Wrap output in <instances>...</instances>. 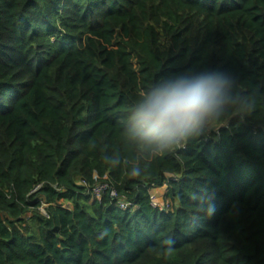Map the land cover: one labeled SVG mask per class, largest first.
<instances>
[{
  "label": "trees",
  "instance_id": "16d2710c",
  "mask_svg": "<svg viewBox=\"0 0 264 264\" xmlns=\"http://www.w3.org/2000/svg\"><path fill=\"white\" fill-rule=\"evenodd\" d=\"M204 71L244 114L151 156L140 106ZM0 264H264V0H0Z\"/></svg>",
  "mask_w": 264,
  "mask_h": 264
},
{
  "label": "clouds",
  "instance_id": "9594fccd",
  "mask_svg": "<svg viewBox=\"0 0 264 264\" xmlns=\"http://www.w3.org/2000/svg\"><path fill=\"white\" fill-rule=\"evenodd\" d=\"M234 82L225 73L204 71L178 77L154 90L136 113L135 127L156 146L151 156L185 144L194 134L214 126L229 111H238L243 96L233 92ZM140 174L134 166L131 175ZM169 245L174 240L167 241Z\"/></svg>",
  "mask_w": 264,
  "mask_h": 264
},
{
  "label": "built area",
  "instance_id": "2783aa9c",
  "mask_svg": "<svg viewBox=\"0 0 264 264\" xmlns=\"http://www.w3.org/2000/svg\"><path fill=\"white\" fill-rule=\"evenodd\" d=\"M80 183L85 184L84 181H81ZM164 186H166V185H164ZM156 188L157 187L153 186L149 189L150 203H151L152 207L155 209H160L162 211H168L172 206L171 202L167 198H165L166 200H164V201L159 200L157 195L153 193V191H155ZM89 191H90L93 198H98V199L101 198V196L104 192L108 191L112 198L117 199L118 204L122 209H128L129 207L133 206L132 202H130L126 198L120 197L118 195L117 190L111 184H109L107 182L100 183V184L90 188ZM48 205L49 204L43 202L42 205L40 206L41 213L44 214L45 216H48V212H47V208H46V207H48ZM64 206L68 207L66 205H64ZM43 207L46 209L44 212H42V209H41Z\"/></svg>",
  "mask_w": 264,
  "mask_h": 264
},
{
  "label": "rangeland",
  "instance_id": "374dc122",
  "mask_svg": "<svg viewBox=\"0 0 264 264\" xmlns=\"http://www.w3.org/2000/svg\"><path fill=\"white\" fill-rule=\"evenodd\" d=\"M211 128H212V127H210L209 129H211ZM152 191H153V190H152ZM166 191H167L166 186H161V187H157V188L155 189V191H153V193L157 195V197L159 198V200L164 201V200H166V199H165V198H166V196H165ZM60 203H62V202H60ZM65 205L68 206V207L71 206L69 203H65ZM44 207H45V206H44ZM44 207L41 208V209H42V212H44V211L46 210ZM46 208H47V207H46ZM40 211H41V210H40Z\"/></svg>",
  "mask_w": 264,
  "mask_h": 264
},
{
  "label": "water",
  "instance_id": "95a60500",
  "mask_svg": "<svg viewBox=\"0 0 264 264\" xmlns=\"http://www.w3.org/2000/svg\"><path fill=\"white\" fill-rule=\"evenodd\" d=\"M77 184H79L80 186H82L80 182H79V183H77Z\"/></svg>",
  "mask_w": 264,
  "mask_h": 264
},
{
  "label": "crops",
  "instance_id": "0c3cea01",
  "mask_svg": "<svg viewBox=\"0 0 264 264\" xmlns=\"http://www.w3.org/2000/svg\"><path fill=\"white\" fill-rule=\"evenodd\" d=\"M167 188V187H166Z\"/></svg>",
  "mask_w": 264,
  "mask_h": 264
}]
</instances>
